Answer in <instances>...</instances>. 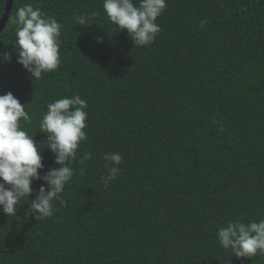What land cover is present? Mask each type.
Here are the masks:
<instances>
[{
  "label": "trees",
  "instance_id": "16d2710c",
  "mask_svg": "<svg viewBox=\"0 0 264 264\" xmlns=\"http://www.w3.org/2000/svg\"><path fill=\"white\" fill-rule=\"evenodd\" d=\"M24 4L62 25L61 63L38 80L14 51ZM102 5L13 0L0 31V52L12 53L0 59V95L11 92L31 116L20 126L41 147V174L58 167L40 132L48 104L87 101L66 203L54 201L48 218L26 216L42 183L33 181L15 216L0 212V264H264L260 254L231 256L216 235L227 221L264 219V0H166L147 46H134ZM92 12V25L75 24ZM109 152L123 163L105 188Z\"/></svg>",
  "mask_w": 264,
  "mask_h": 264
},
{
  "label": "clouds",
  "instance_id": "9594fccd",
  "mask_svg": "<svg viewBox=\"0 0 264 264\" xmlns=\"http://www.w3.org/2000/svg\"><path fill=\"white\" fill-rule=\"evenodd\" d=\"M166 0H103V10L110 22L121 31L126 30L134 46L152 44L161 27L157 18L166 8ZM98 13H82L74 16L75 24L87 27ZM12 23L16 25L15 52L16 61L31 78L41 79L42 73L56 70L60 63V45L62 43V25L55 17L46 16L39 7L24 4L16 10ZM208 23L200 21V28ZM96 43H102L103 37H95ZM0 59L10 62L12 53L0 52ZM87 101L78 95L64 96L48 104L47 111L40 121V132L47 134V148L54 154V163L58 167L44 169L41 147L20 126V120L31 121L18 98L11 92L0 95V212L6 216H15L17 205L25 197H30L34 189L33 181H41L38 193L29 203L25 215H31L36 221L51 217L55 208L53 202L61 205L66 201L61 197L65 185L74 175L71 167L76 159L80 142L87 139L84 129L87 127ZM222 130V129H221ZM107 174L101 177L103 186L115 180L123 163L119 152L103 155ZM91 159L85 153L80 163ZM84 175V168L79 170ZM217 240L225 250H230L237 258H252L264 255V219L250 221L230 220L226 226L217 229ZM231 256H228L229 258ZM230 264V259H229Z\"/></svg>",
  "mask_w": 264,
  "mask_h": 264
},
{
  "label": "water",
  "instance_id": "95a60500",
  "mask_svg": "<svg viewBox=\"0 0 264 264\" xmlns=\"http://www.w3.org/2000/svg\"><path fill=\"white\" fill-rule=\"evenodd\" d=\"M13 0H5L4 8L2 11V15L0 17V31L5 26L6 22L8 21V18L10 16V11L12 7Z\"/></svg>",
  "mask_w": 264,
  "mask_h": 264
}]
</instances>
